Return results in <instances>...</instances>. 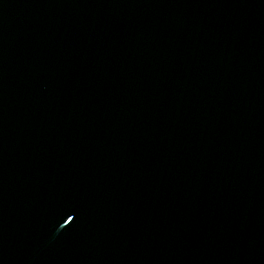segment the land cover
Segmentation results:
<instances>
[{
  "label": "water",
  "instance_id": "95a60500",
  "mask_svg": "<svg viewBox=\"0 0 264 264\" xmlns=\"http://www.w3.org/2000/svg\"><path fill=\"white\" fill-rule=\"evenodd\" d=\"M0 264H264V0H0Z\"/></svg>",
  "mask_w": 264,
  "mask_h": 264
}]
</instances>
